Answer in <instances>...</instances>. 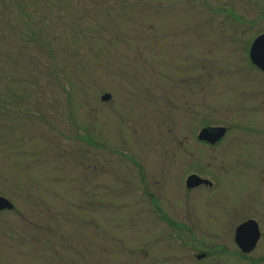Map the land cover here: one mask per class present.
<instances>
[{
  "label": "rangeland",
  "instance_id": "rangeland-1",
  "mask_svg": "<svg viewBox=\"0 0 264 264\" xmlns=\"http://www.w3.org/2000/svg\"><path fill=\"white\" fill-rule=\"evenodd\" d=\"M262 33L264 0H0V264H179L180 142L253 135Z\"/></svg>",
  "mask_w": 264,
  "mask_h": 264
},
{
  "label": "flooded vegetation",
  "instance_id": "flooded-vegetation-1",
  "mask_svg": "<svg viewBox=\"0 0 264 264\" xmlns=\"http://www.w3.org/2000/svg\"><path fill=\"white\" fill-rule=\"evenodd\" d=\"M256 68L264 76V71ZM260 97L256 125L248 126L255 130L253 135H230L228 124H200L197 120L190 145L180 142L181 176L185 174V156L191 166L186 190L180 191L191 198L176 205L177 219L163 213L170 229L165 243H174L179 264H264V90ZM217 127L226 129L221 139H201L202 130ZM190 176L195 182L192 188L187 186ZM230 177H241L242 187L237 189L239 197L227 205L219 198L232 189ZM153 203L159 204L157 199Z\"/></svg>",
  "mask_w": 264,
  "mask_h": 264
},
{
  "label": "water",
  "instance_id": "water-1",
  "mask_svg": "<svg viewBox=\"0 0 264 264\" xmlns=\"http://www.w3.org/2000/svg\"><path fill=\"white\" fill-rule=\"evenodd\" d=\"M249 57L253 65L264 71V34L259 35L252 43L249 51ZM110 99V95L103 97L104 101ZM225 128H206L201 132V139L217 141L225 135ZM187 186L192 188L195 186L194 177L190 176L187 180ZM13 204L10 200L5 197L0 196V212L6 210H12ZM242 231L240 228L237 233V239L240 241L242 239Z\"/></svg>",
  "mask_w": 264,
  "mask_h": 264
}]
</instances>
